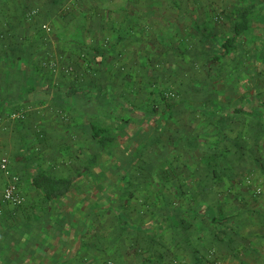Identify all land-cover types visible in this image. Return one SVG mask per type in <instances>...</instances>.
I'll return each instance as SVG.
<instances>
[{"label":"crops","instance_id":"0c3cea01","mask_svg":"<svg viewBox=\"0 0 264 264\" xmlns=\"http://www.w3.org/2000/svg\"><path fill=\"white\" fill-rule=\"evenodd\" d=\"M236 62L235 78L240 77L242 88L219 93V105L226 113L239 108L248 114L232 115L226 128L231 131L218 140L219 147H229L224 150L227 158L221 155L214 161L223 179L236 181L210 184L203 190L214 188L215 196L198 205L177 196L165 202L161 184L149 218L143 204L131 201L133 196L121 198L126 189L132 190L123 179L143 170L130 169L129 164L122 168L115 164L118 156L106 166L97 161L86 168L95 150L82 151V144L94 145L89 122L97 121L98 108L89 102L60 105L54 89L47 88L50 79L24 93L17 90L19 76H8L0 85V157L7 156L10 170L19 175L24 202H0V264H264V42L246 46ZM227 75L230 81L234 74ZM83 108H89L90 118H84ZM16 111L24 117L6 118ZM63 113L83 117L79 124L74 122L77 116L67 123L76 127L63 126L58 116ZM179 138L170 141L176 149L184 140ZM186 138L190 150L193 136ZM212 138L205 141V154L215 144ZM176 149L172 154L179 158ZM187 159L182 161L190 165L189 177L209 172L206 165ZM38 170L71 177L70 189L58 198L44 197L30 181ZM5 180L0 171V195ZM191 189L195 193L196 187Z\"/></svg>","mask_w":264,"mask_h":264},{"label":"rangeland","instance_id":"374dc122","mask_svg":"<svg viewBox=\"0 0 264 264\" xmlns=\"http://www.w3.org/2000/svg\"><path fill=\"white\" fill-rule=\"evenodd\" d=\"M5 1L0 0V48L14 46L16 49L22 47L29 49L30 55L27 57L40 64L44 72L49 74L50 88L53 89L51 85L55 86L56 83L62 81L81 84L89 89L92 88L94 92L96 87L103 86L104 89L111 88L112 92L125 96L134 103L145 100L147 89H151L154 93L163 90L168 106L172 109L181 108L177 111L175 109V113L166 120L160 119L158 114L153 117L143 113L142 125L132 132L131 137L127 135L124 148L121 147L114 151V155L120 156L119 165L126 169L124 166L128 163H124V159H121L127 156L124 150L130 151L136 143L143 142L147 138L146 144L140 150L139 162L132 166V169L143 170V173L129 177V187H132L134 193L131 201L143 204V208L148 211L149 218L151 213L155 212L156 206L147 202L152 201L153 194L162 186L158 172L168 165V159L176 149L170 141L172 139L181 140L179 137L182 135L184 140L178 142L180 145H177L178 149H176L179 151L178 160L181 161L179 163L183 165V157H188L191 160L190 163H194L205 152V141L211 133V127L199 112L185 108L186 104L205 103L207 92L213 88V81L220 70L210 61L205 52L199 51L207 40L197 31L194 24L204 22L207 25H214V28L220 32H229L225 12L237 0H93L94 4L99 3L100 8L102 4L104 9L90 8L88 4H83L76 8L78 10L73 11L75 17L69 8H64L65 4H63L64 10L61 9V13L54 11L49 0H12L13 2L10 1L9 4ZM21 7L26 9L24 19L20 18L17 11ZM84 13L85 19L81 18ZM113 17L119 25L125 26L126 29L131 28V34L118 44L119 53L117 55H103L97 68H87L85 66L87 63L86 47L89 43H95L94 46L99 47V44L108 40L110 32H114L111 22ZM82 24H84L82 35L87 36V45L83 42L78 43V41L75 44L76 42L70 38L72 32ZM86 27H89L91 31L85 30ZM98 38L102 39L97 43ZM169 43L173 47H186L189 50L185 52L184 57L181 53L180 57L174 53H168L164 56L165 61L157 58L159 48ZM10 73L9 79L11 75L16 76L14 72ZM63 83L66 84V82ZM3 84L0 81V85ZM228 89L235 90V87L230 86ZM86 98H93V96ZM83 99L84 96L77 95L75 103L66 105L79 107L84 105ZM115 102L113 101L110 106L115 105ZM91 104V102L88 103V105ZM206 104L209 105V102L206 101ZM99 106H101L99 111L103 113L105 106ZM81 112H84L85 119L91 117V114L86 113L89 112V108H83ZM120 112L121 109L118 113ZM108 114H105L107 121L113 120ZM80 115L63 113L58 116L63 126H75L67 123H72V117L77 116L74 122L79 124ZM23 117L22 111L6 115V118L10 120ZM159 122L162 124L160 133L157 128ZM179 128L181 129L178 134L173 133ZM152 135L153 137L157 135L159 139L151 141ZM190 135L193 136L192 140L194 139L195 142L193 145L190 144L192 147L187 150L186 137L189 138ZM164 144L168 146L165 147ZM82 145H85L82 149L85 152L96 149L95 144L93 147L87 143ZM136 148L131 149L133 154ZM181 167L184 174L188 173L184 166ZM185 180L190 182L191 178L187 175ZM235 181L233 179V182ZM162 187L169 200L176 198L171 189H167L164 185ZM215 190L211 188L199 195V198L211 200L215 196ZM248 191L258 195L250 187ZM0 202L3 203L1 195Z\"/></svg>","mask_w":264,"mask_h":264},{"label":"trees","instance_id":"16d2710c","mask_svg":"<svg viewBox=\"0 0 264 264\" xmlns=\"http://www.w3.org/2000/svg\"><path fill=\"white\" fill-rule=\"evenodd\" d=\"M10 1L12 0H6L5 2L6 4H9ZM49 1L50 6H52L51 8H53L54 11L61 13V9L64 10V8H69V11L73 14V17H75V13H73V11L83 4H88L90 8H99L101 10L102 8L104 9L102 4V8H100L99 3L94 4L93 0ZM63 4H65L66 7L63 8ZM17 11L20 15V18L22 17V19H24L26 11L25 7H21ZM225 13L227 14L225 17L227 19L226 21H228L229 32H220L214 28V25H207L204 22H196L194 24L197 27V31L201 35H204L207 40V43L202 44L201 48H199V51L201 50L202 52H205L210 61L214 63L221 71L219 70L215 80L213 81V88L208 90L205 103L202 102L199 105H185V108L187 107L193 111L199 112L203 116V119L208 122V125L211 127L210 135L213 137L212 140H215V144L210 147L211 152L208 154H205L204 152L202 153L201 160L196 164L197 166L198 164L206 165L210 170L203 177H190V182H187L185 178L188 174H184L182 172L181 166H184V168L187 170V168H190V165H187L185 161L183 165H180L179 162L181 161L178 160L179 158L175 156V154H171L170 158L168 159V165L158 172L160 184L166 186L167 189H171L172 194L183 198L185 201H192L193 199L196 205L200 204L203 200H206L199 198V195L205 193L203 190L204 188L211 185H225L228 181L231 182L233 180L232 177L223 179L219 171H216L215 165L218 163L214 161L221 155L224 156V158H227V153L224 150L229 148L226 145H224L223 148L219 147L218 140L220 137L223 138L226 134H228V131H231L226 128L229 122L233 121L232 115L241 113L243 116L247 115L248 113L247 111H243V109L239 108L234 109L235 112L233 111V113L224 112V110H222L221 106L219 105L218 95L220 92L225 91L230 86H233L236 89L237 86L240 85L239 77L235 78V74L237 71H239L238 68L240 65V63L238 65L236 62L238 52L241 50L245 51L246 46L248 45L256 46L264 42V0H237L230 9L226 10ZM85 17V13L82 14L81 18L85 19ZM111 22L114 32H110V36L107 38L108 40H105L103 43L101 42L102 44H99V47L94 46L95 43H89L88 47H86L87 51L85 50V54L87 56V63L85 66L87 68H97L99 62L102 60L103 55H117L119 53V49L117 48L118 44L128 38V36L131 34V28L126 29L125 26L119 25L114 17L111 19ZM83 27L84 24L77 27L71 34L70 38L76 42L75 44H77L78 41V43L83 42L85 43L84 45H87V36L82 35ZM85 30L88 32L91 31L89 27H86ZM101 39L102 38H98L97 43ZM160 39L162 40L161 37ZM187 50L189 49L186 47H173V45L170 43L168 45L163 44L162 47L159 48V55H157V58L165 61L164 56L166 54L174 53L176 56L180 57V53L183 56ZM28 55H30V51L24 47L16 49L14 46H2L0 48V79L4 76V81L2 82H6L8 79L7 77L11 74L10 72H14L13 74L18 75L20 78V83L18 84L17 90L23 91L24 93L33 91L37 88V86H40L39 88H41V85L47 84L44 83L43 80L45 78L47 81L50 79L49 74L44 72L42 66L37 64V62L33 59L27 57ZM249 68L250 67H247V71L250 75ZM228 72L234 74L229 77L232 78L230 81L228 80ZM13 76L11 75V77ZM245 78L248 77L245 76L244 79ZM63 82H66V84ZM246 82L245 85H249V87H251V84ZM51 86L56 92L55 96L61 102L60 105L75 103L76 96L79 95L84 96L82 102H91L93 105H95V107L98 108V110L101 109V106L99 105L105 106L103 113L99 111L98 119L96 118L97 121L94 120L89 122L90 135L94 140L95 148L97 150L95 149V152L89 155V161L86 165V168L88 169L91 168V164H95L97 161H99L100 164L106 166L111 162V159L114 158L116 160L114 151L116 149H121V147L124 148L127 135H130L135 129H138L139 125H142L143 119L141 118L143 117V113L147 116L153 117L154 115L157 116L158 114L160 119L163 118L166 120L175 113V109L176 111L181 109L180 107L172 109L168 106L167 97L163 90H159L158 92L154 93L151 91V89H147L144 97L145 100L138 101L139 103H134L125 96L116 94V92H112L113 90L108 87H106L107 89H104L103 86L96 87V91L94 92L92 88L89 89V87L82 86L81 84L77 85L76 83H68V81H62L61 83H56L55 86ZM144 86L147 87L146 85ZM240 86L238 88H242ZM47 88L49 89L50 86ZM244 88L246 87L244 86ZM209 95H211V97H209ZM87 96H93V98L87 99ZM210 98L212 104L209 106L206 104V101L209 102ZM113 101H116L115 105L110 106ZM116 108L117 110H114ZM120 109L121 112L118 113ZM158 109L160 111H158ZM106 113H109L111 119L113 120L107 121L105 115ZM256 116L257 115H254V117ZM160 124L161 122H159V126L157 125V128L159 129L158 133H160L162 128V124ZM149 135L150 134H148V136ZM151 137V141H154L156 140L157 135H154V137L152 135ZM144 140L143 142L139 141L140 143L138 142V144L136 143L135 146H133L137 147L134 151V154L131 152L133 147L130 149V151L124 150V153L127 156L126 158L121 159H124V163L126 162L130 164V169H132L133 165L139 162V156L141 153L140 150H142L144 144H146L147 138L145 141ZM189 143L193 145L194 140H190ZM118 159H120V156ZM116 163L119 164V161H116L115 164ZM30 181L31 185L40 190L43 193V196L48 199L58 198L66 194L72 184L71 177H55L43 170H38L36 173H34ZM125 183L129 186V177H125L123 179L124 186ZM192 187H196L195 193L193 192L194 190L192 191ZM159 193V190H156L153 194L152 201L147 203L155 205ZM133 194V190L126 189L125 194H121V198L127 196L131 197ZM160 195L165 202L171 201L168 199L169 197L167 196V193L162 192Z\"/></svg>","mask_w":264,"mask_h":264},{"label":"built area","instance_id":"2783aa9c","mask_svg":"<svg viewBox=\"0 0 264 264\" xmlns=\"http://www.w3.org/2000/svg\"><path fill=\"white\" fill-rule=\"evenodd\" d=\"M0 171L6 177V183L2 189L1 201L12 206H20L24 202L23 195L19 192V176L9 169L7 157H0ZM259 191V189H256Z\"/></svg>","mask_w":264,"mask_h":264}]
</instances>
